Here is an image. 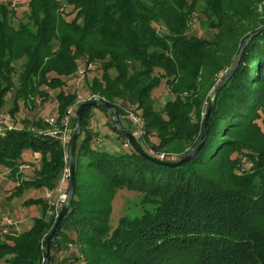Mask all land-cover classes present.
Masks as SVG:
<instances>
[{
    "label": "trees",
    "instance_id": "16d2710c",
    "mask_svg": "<svg viewBox=\"0 0 264 264\" xmlns=\"http://www.w3.org/2000/svg\"><path fill=\"white\" fill-rule=\"evenodd\" d=\"M263 1L28 0L17 21L11 2L0 0V111L15 91L9 111L16 125L0 133V167L15 176L20 166L32 163L29 153L41 155L36 177L19 181L17 192L53 188L68 152L43 116L25 118L18 126L19 102L27 105L40 96L46 103L54 97L56 124L62 127L78 101L71 78L80 69L86 77L93 67L101 71L86 78V91L114 104L126 129L134 133L123 121L124 108L142 116L146 134L138 140L153 156L173 160L168 157L180 158L200 144L184 165H163L139 153L99 107L129 147H94L93 107L86 110L76 144V191L50 242L49 264H264V128L259 122H264V11L258 10ZM193 19L214 32L192 33ZM252 34L204 135L210 94ZM163 84L168 97L157 107L156 90ZM81 157L87 166L79 163ZM86 171L95 173L88 184L81 178ZM124 188L141 195L143 210L124 214L113 225L112 202ZM26 202L41 204L42 213L30 229L13 230L5 238L0 224V260L45 264V239L55 214L43 198ZM62 240L77 242L79 254L60 257Z\"/></svg>",
    "mask_w": 264,
    "mask_h": 264
},
{
    "label": "rangeland",
    "instance_id": "374dc122",
    "mask_svg": "<svg viewBox=\"0 0 264 264\" xmlns=\"http://www.w3.org/2000/svg\"><path fill=\"white\" fill-rule=\"evenodd\" d=\"M6 2H11L12 6H14L15 10H16V19L17 21L21 20L24 15L23 12L25 10L28 9V0H3ZM67 10H71V7H67ZM258 10L260 12L264 11V1L258 4ZM74 16V13L72 15L69 16V19H71ZM191 32L203 37H208L211 33L214 32L213 29H208L205 28V26H200L199 25V21L198 19H193V23H192V29ZM21 64L22 61H19V63H17V71L14 74V80L15 83L18 84V78H19V73L21 71ZM85 65L81 64L80 68H84ZM89 71V75L86 77L87 80L89 78H91L94 74H100L101 71L98 70L97 68L93 67L91 70ZM223 74H220V79L222 77ZM79 77V72L77 75L74 76V78L72 79V87L74 89H76V87H78L76 89L77 93H78V100L81 99V97L79 96L82 95L83 98L86 97V95L88 94L85 89H86V85L85 82H80L77 83ZM85 78V80H86ZM168 88L165 84L160 85L157 90H156V100H157V107H162L164 105L165 100L167 99L168 95ZM52 93L55 95L54 91H52ZM52 95V96H54ZM211 96V94H210ZM14 98H15V91H11L7 94L6 96V100L7 103L6 105L2 108V110L0 111V116H8L10 117V122H12V124L15 125V119L13 117V115L11 114V112L9 111V109L12 106V103L14 102ZM42 98L40 96H37L34 100V102L30 101L28 102L27 105H25L23 103V101H20V111L17 112L16 114V119L19 122V125L23 127L26 123L24 121L25 118H35L38 116H43L45 121L47 117L53 116L55 118V110H54V105H53V101L55 100L54 97H52L51 99H49L48 102L46 103H42ZM56 103V101H55ZM70 108V107H69ZM100 110V109H99ZM102 111V109H101ZM96 114L98 113V108L97 107H93L90 111V114ZM204 115V113H203ZM76 114H74L72 120L75 118ZM66 117V116H65ZM47 122V121H46ZM72 122V121H71ZM260 124L262 125V127L264 128V122L259 121ZM21 123V124H20ZM48 123V122H47ZM63 123V122H62ZM50 130L54 131L57 130L58 128H61L59 125L56 124V122L54 124H50ZM62 126V125H61ZM72 127H71V132H72ZM136 136L137 139H139V136L134 134ZM54 136V135H53ZM82 138V137H81ZM79 139V142H81L82 139ZM152 139H154V137H152ZM96 141H98L99 139L96 138ZM155 140H157V138L155 137ZM100 141V140H99ZM98 141V142H99ZM66 153L68 154V152L66 151ZM67 154H66V162H67ZM165 156V155H164ZM162 157V155H161ZM163 158V157H162ZM178 156L177 155H173L168 157V159H177ZM87 158H79V163L82 164H86L87 166ZM30 165V164H29ZM246 167H250V164L246 163ZM35 167H30V166H20L18 173L15 174V176L11 175L9 169L5 168V167H0V224L3 223V218L5 216H8L14 220H17L20 222L21 227H20V232L28 230L31 228V226L34 223V219L41 215L42 213V206L41 204H37V203H27L26 201L33 198V199H37V198H43L45 202L48 203V207H49V212L52 214H55V223H54V227L56 225L57 219H58V214L61 208H59L58 210L56 209L55 206L51 205L48 200L46 199V190L47 189H54L57 187V185L61 182V178L64 174V172L66 170H68L67 168V164L64 168V170L62 171L60 178L58 180V182L56 183V185L53 188L50 187H41V188H30V189H25L23 192H17L18 190L17 188V184L19 183V181H23L25 179H31L33 177H36V173H35ZM91 171V170H90ZM95 173H91V172H87L85 176L81 177L84 178V180L86 181V184H88V182H91L93 180V176ZM18 180V181H17ZM64 186L67 189L68 192V187H69V180H67L64 183ZM91 190V189H89ZM87 190V192L89 191ZM86 196V195H85ZM140 199H141V195L133 190H129L127 188L124 189H118L113 202H112V206H113V210H112V214H111V221L113 225H117L118 220L121 216H123L124 214H129L131 216H135V215H140L142 213L143 207L140 203ZM2 226L4 227V225L2 224ZM53 227V228H54ZM52 228V230H53ZM67 232H69L68 229H66ZM13 233V230L11 231H7V232H3L2 233V237L5 238L6 235H10ZM73 236H75V233H72ZM11 236V235H10ZM62 244H63V248L64 250L61 251L59 253V256L62 258H65L66 256H69L70 254L74 253L76 255L79 254V244H77V242H67L65 240H62ZM46 258H44V262H45ZM0 264H12L11 262L7 261L6 259H2L0 260ZM63 264H68V262H65ZM78 264V263H76Z\"/></svg>",
    "mask_w": 264,
    "mask_h": 264
},
{
    "label": "water",
    "instance_id": "95a60500",
    "mask_svg": "<svg viewBox=\"0 0 264 264\" xmlns=\"http://www.w3.org/2000/svg\"><path fill=\"white\" fill-rule=\"evenodd\" d=\"M254 35L255 34H252L248 39H246L244 41L243 46L241 48V51H240L239 55L237 56V58L233 64L232 69L219 82V84L216 86V88L214 89V91L212 93L210 100L208 102V107H207L205 120H204V135H206V133H207V123H208V120L210 118L212 111L214 110L217 97H218L220 91L222 90V88L227 84L229 79L234 75V73L238 69L242 55H243L248 43L250 42L252 37H254ZM91 107H97V108L103 107V108H105L106 111L111 114L113 121L115 123V126L117 127L118 131L128 137V140L131 142L133 147L139 153L143 154L144 156H146L147 158H149L155 162H158V163H161V164L167 165V166H181V165H184L185 163L189 162L191 159H193L200 149V144H198L197 146L193 147L190 151H188L186 154H184L182 157H180L178 159H173V160H167L166 159V160H164V159L158 158L156 156H153L149 152H147L141 146L139 140L136 138L134 133L131 132L130 130L126 129L123 126L119 111L117 110V108L115 107L114 104H112V103H110L104 99H94V100H87V101L82 102L77 108L76 126H75V128H74V130L70 136L69 143H68V154H67V168H68V174H69L68 192H67L66 199H65V201H64V203H63V205L59 211L56 225L45 239V255H46L45 264H49V261H50V254H51L50 242L53 239L58 227L60 226L61 220L68 213V211L71 207L74 195H75V191H76V144H77V140H78L79 136L82 133V119L84 117V114H85L86 110H88Z\"/></svg>",
    "mask_w": 264,
    "mask_h": 264
},
{
    "label": "built area",
    "instance_id": "2783aa9c",
    "mask_svg": "<svg viewBox=\"0 0 264 264\" xmlns=\"http://www.w3.org/2000/svg\"><path fill=\"white\" fill-rule=\"evenodd\" d=\"M86 78V72L84 69L79 70V77L77 80V83L85 82ZM78 87H76L77 89ZM81 99L77 101V103L73 106H71L68 109V113L66 117L63 119V124L61 128H58L57 130L51 131V134L56 136L60 139V141L63 143L64 146H68L69 139L71 136V121L76 113V109L78 108L79 104L87 101V100H94V99H100L98 95L90 94L88 93L85 98L82 97V95L79 94ZM123 114L125 115V118H127L133 125L134 134L138 135L139 138H143V136L146 134V128H145V122L142 116L134 109V108H124ZM10 117L6 116H0V133H4L7 129H14L16 125L12 124L10 122ZM46 121L50 124H54L56 122L55 118L53 116L47 117ZM162 157H164V154H162ZM69 180V174L68 170H66L61 178V182L57 185L56 188L50 190H46V199L48 202L55 206L58 210L62 207L66 196H67V189L64 186V183ZM4 225V232L7 231H19L21 224L19 221L14 220L8 216H5L3 218Z\"/></svg>",
    "mask_w": 264,
    "mask_h": 264
},
{
    "label": "crops",
    "instance_id": "0c3cea01",
    "mask_svg": "<svg viewBox=\"0 0 264 264\" xmlns=\"http://www.w3.org/2000/svg\"><path fill=\"white\" fill-rule=\"evenodd\" d=\"M86 91V89H85ZM87 92V91H86ZM54 110L56 111L55 100L53 101ZM98 108V113L92 114L90 119V130L93 134L92 145L94 147L104 148L110 151H120L121 149H127L129 146L125 140H122L119 135L112 129L111 121L108 119L105 112ZM55 115V114H54ZM124 123L133 129L132 123L125 118V115H122ZM98 138L99 142L95 139ZM32 163L24 164L23 166L35 167V169L40 168L41 166V155L40 154H28Z\"/></svg>",
    "mask_w": 264,
    "mask_h": 264
}]
</instances>
